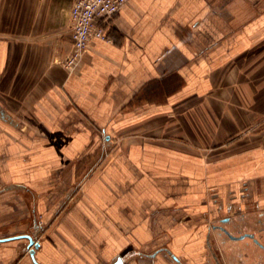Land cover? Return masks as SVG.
<instances>
[{
    "label": "crops",
    "instance_id": "obj_1",
    "mask_svg": "<svg viewBox=\"0 0 264 264\" xmlns=\"http://www.w3.org/2000/svg\"><path fill=\"white\" fill-rule=\"evenodd\" d=\"M106 30L74 72L0 35V238L50 222L0 264H232L216 224L264 196V0H128Z\"/></svg>",
    "mask_w": 264,
    "mask_h": 264
},
{
    "label": "rangeland",
    "instance_id": "obj_2",
    "mask_svg": "<svg viewBox=\"0 0 264 264\" xmlns=\"http://www.w3.org/2000/svg\"><path fill=\"white\" fill-rule=\"evenodd\" d=\"M28 1L29 6H25V13L23 12L24 23H17L21 13L9 15L8 18L12 22L11 26L5 24L4 28L0 30V35H12L14 38L19 36L21 38V42L18 43L19 47H23L25 44L26 53L30 52L38 55V59L35 62L26 60L24 70L30 71L36 70L38 65L42 67L47 62L55 63L56 58L62 59L66 55L67 47L64 44V38L66 34L67 36L69 34L71 38V25L69 32L64 31L65 13L61 10V7H52L50 0H41L43 6L40 8L39 6L33 8L32 0H26V3ZM4 17V20H7V16L4 15ZM25 82L27 83V77ZM262 197L264 196L260 189L245 190L241 199L246 200L247 203L243 206L240 203L237 205L235 203L229 210L231 211L233 208L235 213L240 211V208H243V212L264 211V200H262ZM49 226V221H44L43 217H39L36 223L35 221H26L22 227L29 231L37 240L41 241L46 238ZM232 245L235 244L232 243ZM25 249V253L28 252L27 245ZM224 254L227 258H230V249L228 247L225 249Z\"/></svg>",
    "mask_w": 264,
    "mask_h": 264
},
{
    "label": "built area",
    "instance_id": "obj_3",
    "mask_svg": "<svg viewBox=\"0 0 264 264\" xmlns=\"http://www.w3.org/2000/svg\"><path fill=\"white\" fill-rule=\"evenodd\" d=\"M128 0H74L71 7V48L60 62L74 72L94 39L112 41L106 25Z\"/></svg>",
    "mask_w": 264,
    "mask_h": 264
},
{
    "label": "flooded vegetation",
    "instance_id": "obj_4",
    "mask_svg": "<svg viewBox=\"0 0 264 264\" xmlns=\"http://www.w3.org/2000/svg\"><path fill=\"white\" fill-rule=\"evenodd\" d=\"M216 229L230 249L232 264H264V211L225 216Z\"/></svg>",
    "mask_w": 264,
    "mask_h": 264
},
{
    "label": "water",
    "instance_id": "obj_5",
    "mask_svg": "<svg viewBox=\"0 0 264 264\" xmlns=\"http://www.w3.org/2000/svg\"><path fill=\"white\" fill-rule=\"evenodd\" d=\"M16 238H27L28 239L27 247L29 248L30 254L34 258L35 247H38L40 245V243L38 241H36V239L31 234L26 233V234L11 236V237L0 238V241H6V240H11V239H16ZM34 260H35V258H34ZM35 262H36V260H35ZM121 263H122V259L118 258V260L112 264H121Z\"/></svg>",
    "mask_w": 264,
    "mask_h": 264
}]
</instances>
